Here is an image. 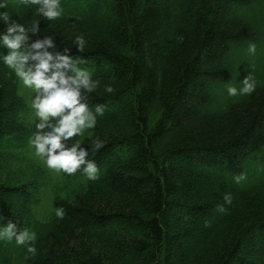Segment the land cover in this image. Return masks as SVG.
Returning <instances> with one entry per match:
<instances>
[{"label": "trees", "instance_id": "obj_1", "mask_svg": "<svg viewBox=\"0 0 264 264\" xmlns=\"http://www.w3.org/2000/svg\"><path fill=\"white\" fill-rule=\"evenodd\" d=\"M62 7L57 20L41 21V38L85 56L82 67L101 82L89 104H105V114L79 138L99 177L69 176L31 157L36 117L0 62V224L35 231L38 250L31 257L0 241V264H264V0ZM9 10L22 23L38 18L19 0ZM80 34L83 54L73 46ZM249 72L256 90L228 96L227 82L239 87ZM109 83L114 93H104ZM97 136L106 146L91 153Z\"/></svg>", "mask_w": 264, "mask_h": 264}, {"label": "clouds", "instance_id": "obj_2", "mask_svg": "<svg viewBox=\"0 0 264 264\" xmlns=\"http://www.w3.org/2000/svg\"><path fill=\"white\" fill-rule=\"evenodd\" d=\"M24 5L34 6L33 16L38 17L30 23H22L12 18L10 0H0V21L6 26L0 32V62L12 70L18 82L26 89L32 90L31 108L37 118L35 131L30 144L35 155L40 157L49 169L71 176L78 171L89 181L99 177V166L94 159H89V149L82 147L80 139L86 130L97 127L98 117L105 114L106 105L96 103L90 106L89 97L101 86L99 79L93 77L92 71L82 67L86 63L83 55H71L72 48L59 50L52 35H42L41 21H55L63 15L62 0H19ZM15 11V10H14ZM19 16V13L15 11ZM20 17V16H19ZM35 37V39H33ZM87 40L83 34L76 35L73 46L80 54L85 52ZM256 44L249 43L248 54H256ZM257 86L252 72L239 81V87L227 82L228 96L251 95ZM104 93H114V86L109 83L103 86ZM91 153L99 152L106 146V141L99 136L91 139ZM245 176L237 174L234 180L239 184ZM224 204L231 205V193L224 194ZM216 210L224 213V205H217ZM62 205L56 206L55 215L59 219L65 216ZM15 241L23 246L28 256L37 255V234L27 227L17 228L9 220L0 224V241Z\"/></svg>", "mask_w": 264, "mask_h": 264}, {"label": "rangeland", "instance_id": "obj_3", "mask_svg": "<svg viewBox=\"0 0 264 264\" xmlns=\"http://www.w3.org/2000/svg\"><path fill=\"white\" fill-rule=\"evenodd\" d=\"M23 89H24V94L28 97V99H29V101H30V103H31V99H32V97L34 96V92H31L30 89H26V88H24V87H23ZM36 120H37V118H36ZM79 138H80V137H75V138H73V139H79ZM29 153H30L31 157H33V158L37 159L38 161L44 163V161H43L40 157H38V156L35 155V149H34L33 146L30 147ZM44 164H45V163H44ZM45 165H46V164H45ZM15 166H17V164H15ZM51 170H52V171H55V170H53V169H51Z\"/></svg>", "mask_w": 264, "mask_h": 264}]
</instances>
